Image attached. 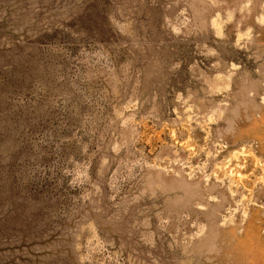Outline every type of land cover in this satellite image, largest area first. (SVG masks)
I'll return each instance as SVG.
<instances>
[{"label":"rangeland","instance_id":"obj_1","mask_svg":"<svg viewBox=\"0 0 264 264\" xmlns=\"http://www.w3.org/2000/svg\"><path fill=\"white\" fill-rule=\"evenodd\" d=\"M0 264H264V0H0Z\"/></svg>","mask_w":264,"mask_h":264},{"label":"bare ground","instance_id":"obj_2","mask_svg":"<svg viewBox=\"0 0 264 264\" xmlns=\"http://www.w3.org/2000/svg\"><path fill=\"white\" fill-rule=\"evenodd\" d=\"M238 157V156H237Z\"/></svg>","mask_w":264,"mask_h":264}]
</instances>
